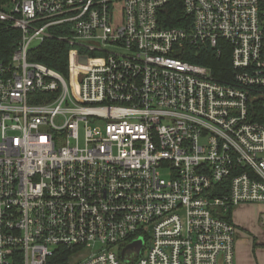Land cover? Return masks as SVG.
<instances>
[{"label": "built area", "instance_id": "2783aa9c", "mask_svg": "<svg viewBox=\"0 0 264 264\" xmlns=\"http://www.w3.org/2000/svg\"><path fill=\"white\" fill-rule=\"evenodd\" d=\"M172 1L0 0L21 32L0 58V264H235L227 216L264 203V0H181L183 27ZM50 39L67 74L30 59ZM210 50L229 76L190 61Z\"/></svg>", "mask_w": 264, "mask_h": 264}, {"label": "trees", "instance_id": "16d2710c", "mask_svg": "<svg viewBox=\"0 0 264 264\" xmlns=\"http://www.w3.org/2000/svg\"><path fill=\"white\" fill-rule=\"evenodd\" d=\"M162 21L167 26L183 27L191 22L189 17L183 9L181 0L172 1L163 10L161 15ZM21 32L18 29L6 27L3 23H0V58L8 60L10 55L17 47ZM69 49L70 45L63 41L50 39L41 44L31 54L30 59L45 63L46 65L53 67L64 74L68 72L69 65ZM190 61L207 65L211 67L213 75L218 79H223L229 76L231 71V57L229 50L217 54L213 51H207L203 58H190ZM231 219V213L227 216ZM62 252L67 256L73 255L77 250L70 249Z\"/></svg>", "mask_w": 264, "mask_h": 264}, {"label": "crops", "instance_id": "0c3cea01", "mask_svg": "<svg viewBox=\"0 0 264 264\" xmlns=\"http://www.w3.org/2000/svg\"><path fill=\"white\" fill-rule=\"evenodd\" d=\"M231 220L237 229L235 264H264V203L237 206Z\"/></svg>", "mask_w": 264, "mask_h": 264}, {"label": "water", "instance_id": "95a60500", "mask_svg": "<svg viewBox=\"0 0 264 264\" xmlns=\"http://www.w3.org/2000/svg\"><path fill=\"white\" fill-rule=\"evenodd\" d=\"M142 242L141 241H139V242H136V244L135 245H137V246H140V244H141ZM134 244H132V246H133ZM139 251H140V249H139ZM138 251V252H139Z\"/></svg>", "mask_w": 264, "mask_h": 264}]
</instances>
